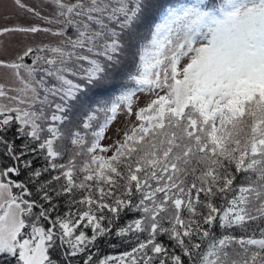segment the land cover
I'll use <instances>...</instances> for the list:
<instances>
[{
  "label": "snow or ice",
  "instance_id": "snow-or-ice-1",
  "mask_svg": "<svg viewBox=\"0 0 264 264\" xmlns=\"http://www.w3.org/2000/svg\"><path fill=\"white\" fill-rule=\"evenodd\" d=\"M12 5L0 264H264V0Z\"/></svg>",
  "mask_w": 264,
  "mask_h": 264
},
{
  "label": "rangeland",
  "instance_id": "rangeland-1",
  "mask_svg": "<svg viewBox=\"0 0 264 264\" xmlns=\"http://www.w3.org/2000/svg\"><path fill=\"white\" fill-rule=\"evenodd\" d=\"M27 3H32L34 0H25ZM8 17L7 19L5 17ZM23 13L19 12L13 5L12 0H0V25L16 23L18 20L22 22ZM19 37L15 38H0V52L3 55L13 54L17 48L16 45L19 42ZM39 40H46L48 38L43 35L36 38ZM6 49V51L4 50ZM0 84H5L6 86H17L14 77L8 73L6 70L0 69ZM148 100V97L143 94L139 95L137 102L134 104V108L137 106H143ZM134 120V117L131 118ZM131 126L129 118L121 110L120 115L117 117L116 121L111 125L110 129L106 133L108 137L116 139L114 135L118 130L123 131ZM104 143H111V140L106 139Z\"/></svg>",
  "mask_w": 264,
  "mask_h": 264
},
{
  "label": "trees",
  "instance_id": "trees-1",
  "mask_svg": "<svg viewBox=\"0 0 264 264\" xmlns=\"http://www.w3.org/2000/svg\"><path fill=\"white\" fill-rule=\"evenodd\" d=\"M189 2H191V0H149V3L151 4V9L148 16L150 24L160 22L162 14L167 8L178 7L181 4H187ZM110 95L111 94H105V97L110 98ZM123 250V247L112 249L107 246H102V252L105 254H118Z\"/></svg>",
  "mask_w": 264,
  "mask_h": 264
}]
</instances>
